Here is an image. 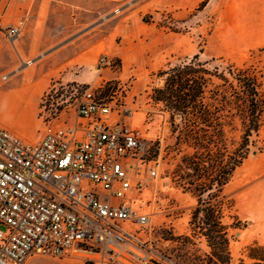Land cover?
<instances>
[{"label":"rangeland","instance_id":"1","mask_svg":"<svg viewBox=\"0 0 264 264\" xmlns=\"http://www.w3.org/2000/svg\"><path fill=\"white\" fill-rule=\"evenodd\" d=\"M205 1L202 8L200 4L192 10L169 9L168 14L164 10L149 15L145 18L146 25L137 29L133 37L115 32L106 46H101L94 67L86 70L72 67L73 72L82 75V82L63 81L62 75L51 81L32 117L18 113L24 108V97L8 94L6 90L21 83L23 77L38 74L40 61L74 38L37 37L34 31L23 27L20 35L12 39L8 31L20 21L4 18L2 22L3 10L0 11V124L3 127L25 141L38 142L47 126L76 122L78 101L87 89L98 98L119 99L133 112L128 121L142 131L157 168L155 182L142 196L143 211L150 218L140 236L146 241L148 264H182L187 257L192 260L197 257V262L198 257L208 252L203 240L192 238L189 243L183 239L191 236L190 222L197 199L178 186L174 171L182 158L193 151L186 144H177L170 114L155 100V90L165 85L161 73L190 61L195 55L202 61L215 59L217 64L225 61L243 66L255 62L258 50L264 48V0ZM100 9L101 4L95 2V13ZM103 24L104 20L89 22L78 34L93 33ZM102 55L113 60L111 67L98 68ZM51 89L56 91L54 101L48 105L46 117L49 116L43 118L41 100ZM228 137L231 140L234 134L229 133ZM259 141L224 190L227 199L234 201L233 211L244 225L231 232L232 264L248 260V247L264 246V129ZM27 264L100 262L75 252L65 258L35 256Z\"/></svg>","mask_w":264,"mask_h":264},{"label":"built area","instance_id":"2","mask_svg":"<svg viewBox=\"0 0 264 264\" xmlns=\"http://www.w3.org/2000/svg\"><path fill=\"white\" fill-rule=\"evenodd\" d=\"M23 27H12L10 38ZM112 65L107 55L100 57L98 68ZM53 92L41 100L43 118ZM132 117L119 99L87 89L76 122L47 126L38 142L0 124V264L75 252L100 264H148L140 236L150 218L142 196L157 168L142 131L128 121Z\"/></svg>","mask_w":264,"mask_h":264},{"label":"trees","instance_id":"3","mask_svg":"<svg viewBox=\"0 0 264 264\" xmlns=\"http://www.w3.org/2000/svg\"><path fill=\"white\" fill-rule=\"evenodd\" d=\"M223 62L195 55L164 70L165 85L155 90V100L170 114L177 144L193 151L174 171L178 186L197 199L191 236L183 239L203 240L208 252L198 263L197 257H187L182 264H232L231 232L244 225L224 190L264 129V48L255 62ZM229 133L234 134L231 140ZM247 252L248 260L238 264H264L263 245L254 244Z\"/></svg>","mask_w":264,"mask_h":264},{"label":"crops","instance_id":"4","mask_svg":"<svg viewBox=\"0 0 264 264\" xmlns=\"http://www.w3.org/2000/svg\"><path fill=\"white\" fill-rule=\"evenodd\" d=\"M205 0H5L0 3L2 22H23L37 37L74 38L40 61L38 74L23 77L21 83L8 88V94L24 97L20 115L32 117L41 96L51 81L62 75L63 81L82 82V75L72 67L91 69L96 65L101 46H106L115 32L133 37L146 25L145 18L159 11L192 10ZM101 9L94 11V3ZM130 2H133L129 5ZM118 11V12H117ZM96 14V18L95 15ZM104 20L101 29L85 30L89 22ZM89 34V35H88ZM166 42L169 37H165ZM61 42V41H60ZM42 72V75L40 74ZM38 75V76H37ZM30 133V132H29Z\"/></svg>","mask_w":264,"mask_h":264}]
</instances>
